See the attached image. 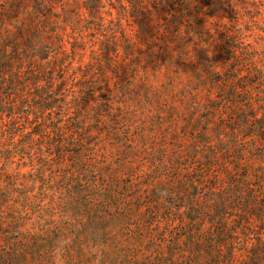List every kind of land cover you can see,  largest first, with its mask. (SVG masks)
<instances>
[{"label": "trees", "instance_id": "16d2710c", "mask_svg": "<svg viewBox=\"0 0 264 264\" xmlns=\"http://www.w3.org/2000/svg\"><path fill=\"white\" fill-rule=\"evenodd\" d=\"M240 3L0 0V264H264Z\"/></svg>", "mask_w": 264, "mask_h": 264}, {"label": "rangeland", "instance_id": "374dc122", "mask_svg": "<svg viewBox=\"0 0 264 264\" xmlns=\"http://www.w3.org/2000/svg\"><path fill=\"white\" fill-rule=\"evenodd\" d=\"M243 26L248 28L250 40L264 47V0H242Z\"/></svg>", "mask_w": 264, "mask_h": 264}]
</instances>
